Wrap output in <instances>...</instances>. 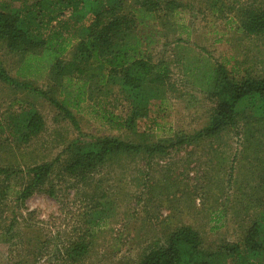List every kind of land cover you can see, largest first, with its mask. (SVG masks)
Listing matches in <instances>:
<instances>
[{"label":"trees","instance_id":"16d2710c","mask_svg":"<svg viewBox=\"0 0 264 264\" xmlns=\"http://www.w3.org/2000/svg\"><path fill=\"white\" fill-rule=\"evenodd\" d=\"M16 2L19 6L13 7ZM207 2L214 12H221L226 5L221 0ZM229 6L240 33L264 37V2L234 1ZM182 7V0H0V51L14 56L18 64L16 76H11L0 62L1 83L46 98L74 125L77 121L69 98L81 102L86 94L91 99L94 93L105 95L115 87L117 99L127 105L124 114L104 110L100 114L112 128L127 132L120 138L74 140L57 158L25 167L0 162V207L11 192L24 202L35 192L57 197V182L95 185L87 193L85 232L64 247V257L56 264L85 261L93 245L91 237L113 204L94 177L122 158H138L148 164L153 158H164L174 147L231 137L242 147L243 161L263 166L264 74L241 69L238 62L230 67L222 63L213 66L203 59L185 64L194 84L215 101L213 115L202 129L164 139L157 135L156 143L149 144L145 139L153 136L147 130L138 131V123L149 120L151 103L157 100L162 105L167 92V72L162 63L152 61L150 51L165 38L163 24ZM88 16L90 21L85 23ZM46 68L56 84L54 96L18 78ZM75 81L80 84L72 96L69 91ZM63 93L65 97L59 99ZM44 126L42 115L33 107L18 106L10 112L0 121V161L4 150L30 144ZM141 139L142 143L136 142ZM15 179L25 180L17 191L10 183ZM257 203L261 210L241 241L207 249L194 227L180 225L159 243L146 247L134 264H264V199ZM15 225L13 221L7 224L6 233ZM31 256L34 259L35 255H24L14 264H35Z\"/></svg>","mask_w":264,"mask_h":264},{"label":"rangeland","instance_id":"374dc122","mask_svg":"<svg viewBox=\"0 0 264 264\" xmlns=\"http://www.w3.org/2000/svg\"><path fill=\"white\" fill-rule=\"evenodd\" d=\"M182 1L184 7L162 26L165 38L150 51L152 61L162 63L168 76L162 105L153 101L149 120L138 123V131L147 130L153 136L145 139L148 144L156 143L157 135L164 139L175 133L197 132L213 115L215 101L194 84L185 69L188 62L203 59L213 66L222 63L227 67L238 62L241 69L264 74V37L240 33L236 17L228 9L234 1L264 0H221L226 4L221 12H214L207 0ZM89 21L90 16L84 19ZM0 62L8 74L16 76L14 56L1 50ZM18 76L25 80L31 74ZM31 78L36 87L54 96L56 84L47 78L46 69ZM79 84L71 86L72 96ZM112 89L105 95L96 92L88 101L69 98L77 121L74 125L46 98L0 82V121L19 106L37 109L45 123L42 133L30 144L4 150L5 161L0 162L25 167L57 158L74 140L124 136L127 132L115 130L100 118L102 110L113 115L127 111L126 103L117 99L116 88ZM64 97V93L59 95V99ZM168 152L148 164L138 158H122L95 175L94 180L113 204L91 237L93 245L82 264H134L146 247L159 243L180 225L194 227L207 249L243 239L261 210L257 201L264 199V162L261 168L243 161L242 147L231 137L174 147ZM24 181L10 183L17 191ZM57 185V197L35 192L23 202L11 192L1 204L0 264H14L24 255H35L34 259L29 257L35 264H56L64 257V247L85 232L87 193L95 185ZM11 221L16 225L6 233Z\"/></svg>","mask_w":264,"mask_h":264},{"label":"crops","instance_id":"0c3cea01","mask_svg":"<svg viewBox=\"0 0 264 264\" xmlns=\"http://www.w3.org/2000/svg\"><path fill=\"white\" fill-rule=\"evenodd\" d=\"M46 73H47V78H48V77H49V75H48V73H49V68H46ZM35 75H36V73L31 74V77H32V76H35ZM31 77H28V79H27V80L25 79L24 81H29L31 84H33L34 86H36V85L32 82L33 79H32ZM75 83H80V82H79V81H75ZM73 84H74V83H73ZM76 91H77V90H76ZM76 91H75V92H76ZM85 97H86L85 100L88 101V99H89L88 94H86Z\"/></svg>","mask_w":264,"mask_h":264}]
</instances>
